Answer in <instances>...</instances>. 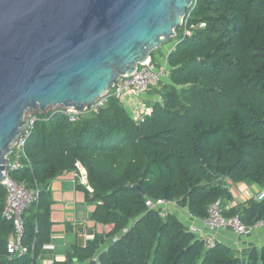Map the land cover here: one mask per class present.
<instances>
[{"label": "trees", "instance_id": "trees-1", "mask_svg": "<svg viewBox=\"0 0 264 264\" xmlns=\"http://www.w3.org/2000/svg\"><path fill=\"white\" fill-rule=\"evenodd\" d=\"M187 13L189 25L205 27L184 38L176 31L165 78L148 90L160 98L147 105L149 116L136 121L111 92L75 123L61 108L34 115L21 168L11 173L39 191L24 212L28 253H6L13 229L1 217L0 185V264H36L50 240L46 188L79 165L95 204L91 220L109 229L52 264H264V246L243 263L235 247L214 241L207 248L174 213L153 207L175 203L201 220L219 201L224 217L247 227L264 221V195L231 204L232 187L241 184L264 194V0H196ZM150 58L162 67L155 51Z\"/></svg>", "mask_w": 264, "mask_h": 264}, {"label": "water", "instance_id": "water-1", "mask_svg": "<svg viewBox=\"0 0 264 264\" xmlns=\"http://www.w3.org/2000/svg\"><path fill=\"white\" fill-rule=\"evenodd\" d=\"M191 3L0 0V181L27 112H84L172 41Z\"/></svg>", "mask_w": 264, "mask_h": 264}, {"label": "crops", "instance_id": "crops-1", "mask_svg": "<svg viewBox=\"0 0 264 264\" xmlns=\"http://www.w3.org/2000/svg\"><path fill=\"white\" fill-rule=\"evenodd\" d=\"M157 50V49H156ZM154 50V51H156ZM161 66L165 65L162 57L158 58ZM130 112L139 103L150 105L156 102L157 97L148 91L140 97H125L122 99ZM86 172L84 168L78 167L77 171L64 172L56 177L48 185L47 195L50 200V240L45 245L49 248H42L37 257L36 264H52L54 262L63 263L71 247L75 244L84 245L86 241H91L95 233H104L109 227L95 224L91 216L95 209V204L87 198L90 187L86 185ZM234 202L242 203L246 197H263V189L257 185L241 184L232 187ZM164 214L174 213L191 230H201L207 237L212 236L214 241L230 245L240 251V257L245 263L246 256L252 248L264 246V225L258 229L251 230L247 236L238 237L228 230H219L214 233L205 231L200 226V220L193 218L186 210L180 209L175 205H162ZM75 261V260H74Z\"/></svg>", "mask_w": 264, "mask_h": 264}, {"label": "built area", "instance_id": "built-area-1", "mask_svg": "<svg viewBox=\"0 0 264 264\" xmlns=\"http://www.w3.org/2000/svg\"><path fill=\"white\" fill-rule=\"evenodd\" d=\"M195 5L196 0H192L189 8H193ZM189 15L190 13L186 14L181 24L180 37L182 38L190 37L195 29L205 27L204 23H199L198 25H189L187 22ZM174 38H177V33H175ZM165 75V66L157 68V65L151 61V58H149L145 62L139 64L132 74L120 76L114 82L108 94L97 99L88 109H91L94 112L97 111L106 102L110 92L111 95L117 99H123L125 97H140L150 88L157 87L158 83L162 78L165 77ZM136 109V114L135 111L133 113L134 109L131 111V114L134 116L136 121H141L145 116H149L151 113V108L148 106H139ZM47 112L48 111H46V114ZM63 113L68 117V120L71 123H75L81 114L73 109H63ZM34 120V115H32L30 119L27 120V131L24 132L14 143L12 147V153L10 154L12 158L9 159L5 171L2 172L4 179L0 181V185L3 187L5 192L1 217L6 221L11 222L13 229V232L8 238L6 244V253L12 257H21L28 253V248L23 246L21 243V239L24 234V212L33 204H35L39 197V191L37 189H27L23 183L15 180L11 176V173L21 168L20 161L23 157L25 142L29 136V132L33 127ZM166 204L168 203L157 201L153 207ZM150 206H152V204H150ZM263 225L264 221H261L256 223L253 227H247L237 216L224 217L222 215V208L219 201L212 203L207 211V216L200 220V226L209 233H214L222 229H228L238 237L247 236L254 227ZM191 232L202 240L205 247L212 248L214 246V240L212 236L207 237L206 234H203L201 230H191ZM45 248L49 247L44 246V249Z\"/></svg>", "mask_w": 264, "mask_h": 264}, {"label": "rangeland", "instance_id": "rangeland-1", "mask_svg": "<svg viewBox=\"0 0 264 264\" xmlns=\"http://www.w3.org/2000/svg\"><path fill=\"white\" fill-rule=\"evenodd\" d=\"M178 32L180 31V30H177ZM175 43H176V40H175V38H173L172 39V41H170L169 43H166V44H164V45H162L161 47H159L156 51H155V56L157 57V58H159V57H162V58H166V55L168 54V52L169 51H171L172 50V48L174 47V45H175ZM165 78V77H164ZM163 79V78H162ZM158 87V86H157ZM156 87V88H157ZM157 99H159L160 100V98L159 97H157ZM139 106H145V107H147V105L146 104H144V103H139L138 105H136L133 109V113H134V111H135V114L137 113V107H139ZM58 108H61V107H55V106H51V107H48L47 109H46V111H50L51 109H58ZM132 111V110H131ZM131 111H130V113H131ZM40 112V111H39ZM35 112H33V113H30V112H27L26 113V118H25V120H29L30 119V117L34 114ZM135 117H136V115H135ZM12 158V156L11 155H9L8 156V159H11ZM80 166V165H79ZM81 168H83L82 166H80ZM85 178H86V175H85ZM85 181H86V185H87V180L85 179ZM88 186V185H87ZM89 187V186H88ZM90 191H91V189H90Z\"/></svg>", "mask_w": 264, "mask_h": 264}, {"label": "bare ground", "instance_id": "bare-ground-1", "mask_svg": "<svg viewBox=\"0 0 264 264\" xmlns=\"http://www.w3.org/2000/svg\"><path fill=\"white\" fill-rule=\"evenodd\" d=\"M28 189V188H27ZM261 226H259V227H254L253 228V230H255V229H258V228H260ZM222 230H228V229H222ZM229 231V230H228ZM251 233V232H250Z\"/></svg>", "mask_w": 264, "mask_h": 264}]
</instances>
